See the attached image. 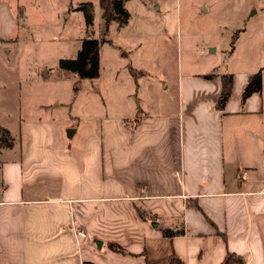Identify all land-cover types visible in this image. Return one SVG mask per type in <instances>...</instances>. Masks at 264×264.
I'll return each instance as SVG.
<instances>
[{"label":"crops","instance_id":"1","mask_svg":"<svg viewBox=\"0 0 264 264\" xmlns=\"http://www.w3.org/2000/svg\"><path fill=\"white\" fill-rule=\"evenodd\" d=\"M262 3L234 6L220 49L226 62L264 45ZM212 4L201 8L210 13ZM18 23L0 0L2 42L15 38ZM217 61L165 77L159 97L150 86L136 110L87 120L90 136L80 144L21 111L17 129L0 123L13 139L0 148V264H146L172 254L221 264L228 252L264 264V68L260 89L242 102L257 70ZM228 73L232 89L219 107Z\"/></svg>","mask_w":264,"mask_h":264},{"label":"rangeland","instance_id":"2","mask_svg":"<svg viewBox=\"0 0 264 264\" xmlns=\"http://www.w3.org/2000/svg\"><path fill=\"white\" fill-rule=\"evenodd\" d=\"M5 1L19 18L15 38L0 42V123L13 129L20 118L42 120L58 139L80 144L90 136L87 120L115 107L136 110L135 98H149L150 86L161 96V81L177 70H203L216 57L220 68L228 63L236 69L264 68V54L257 55L263 44L255 54L242 50L227 62L220 52L230 41L234 6L246 0H127L130 17L122 27L114 21L105 27L98 0ZM86 2L93 3L91 25L79 9ZM204 3H213L210 13L201 8ZM93 38L111 41L100 45L99 76L81 78L59 69L60 60L76 58L83 40ZM211 42L218 49L212 55Z\"/></svg>","mask_w":264,"mask_h":264},{"label":"trees","instance_id":"3","mask_svg":"<svg viewBox=\"0 0 264 264\" xmlns=\"http://www.w3.org/2000/svg\"><path fill=\"white\" fill-rule=\"evenodd\" d=\"M127 0H99V6L101 8L102 18L105 23V27L114 21L119 27L125 25L130 17V14L125 8V2ZM79 9L82 10L85 14L86 24L91 25L93 22V3L86 2L79 6ZM105 38H93L83 40L82 47L74 59L60 60L59 69L67 71L73 74H77L81 78L94 79V77L99 76V49L100 45L103 42H108ZM0 42L2 40L0 39ZM133 72V71H132ZM135 72V71H134ZM133 72V74H134ZM206 78H212V74L204 75ZM232 74H224L221 76L222 90L220 94V99L218 102L219 107H223L227 100L232 89ZM261 71H257L254 75L251 76L249 83L243 90L242 97L243 101L246 96H248L253 91H258L261 87ZM12 137L9 135L8 131L0 126V148L12 146ZM142 214V213H141ZM162 234L165 236L173 237L172 233L162 229ZM110 250L114 252H119L125 254L126 252L122 250L117 244H109ZM146 264H185L182 259L176 254L169 256L160 257V259H151L146 257ZM221 264H246L245 260L237 254L228 252L223 259Z\"/></svg>","mask_w":264,"mask_h":264},{"label":"water","instance_id":"4","mask_svg":"<svg viewBox=\"0 0 264 264\" xmlns=\"http://www.w3.org/2000/svg\"><path fill=\"white\" fill-rule=\"evenodd\" d=\"M212 50H213V49H212ZM73 130H74V129H68V130H67V133H69V135L71 136V135L73 134Z\"/></svg>","mask_w":264,"mask_h":264},{"label":"built area","instance_id":"5","mask_svg":"<svg viewBox=\"0 0 264 264\" xmlns=\"http://www.w3.org/2000/svg\"><path fill=\"white\" fill-rule=\"evenodd\" d=\"M80 264H84V263H80Z\"/></svg>","mask_w":264,"mask_h":264}]
</instances>
